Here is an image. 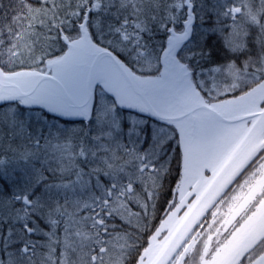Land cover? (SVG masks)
I'll list each match as a JSON object with an SVG mask.
<instances>
[{
    "label": "snow or ice",
    "instance_id": "obj_1",
    "mask_svg": "<svg viewBox=\"0 0 264 264\" xmlns=\"http://www.w3.org/2000/svg\"><path fill=\"white\" fill-rule=\"evenodd\" d=\"M0 264H264V0H0Z\"/></svg>",
    "mask_w": 264,
    "mask_h": 264
},
{
    "label": "water",
    "instance_id": "obj_2",
    "mask_svg": "<svg viewBox=\"0 0 264 264\" xmlns=\"http://www.w3.org/2000/svg\"><path fill=\"white\" fill-rule=\"evenodd\" d=\"M211 176H212V173L208 176V178L209 179H211ZM191 201H194V197H193V199L191 200ZM184 211H186V209L184 210ZM183 211V212H184ZM183 217V213L179 216V218L169 227V228H171L173 231H177V230H179L180 228H182V220H181V218ZM169 230V229H168ZM168 230H167V232L164 234V236L162 237V239L158 242V243H156L155 245H157V246H159V247H164V246H166L165 245V237L168 235Z\"/></svg>",
    "mask_w": 264,
    "mask_h": 264
},
{
    "label": "trees",
    "instance_id": "obj_3",
    "mask_svg": "<svg viewBox=\"0 0 264 264\" xmlns=\"http://www.w3.org/2000/svg\"><path fill=\"white\" fill-rule=\"evenodd\" d=\"M217 55H218L219 57L222 58V57L225 55V53H224L223 51H219V52L217 53ZM161 215H163V214H161ZM154 223H155L157 226H159L160 221H159V220H156V221H154ZM163 231H164V227H163V229L161 230L160 234L156 237V239H155L154 241H152V243H153V242H156L158 239L161 238V236H162V234H163ZM153 234H154V233H153ZM142 239H148V237H143Z\"/></svg>",
    "mask_w": 264,
    "mask_h": 264
},
{
    "label": "rangeland",
    "instance_id": "obj_4",
    "mask_svg": "<svg viewBox=\"0 0 264 264\" xmlns=\"http://www.w3.org/2000/svg\"><path fill=\"white\" fill-rule=\"evenodd\" d=\"M208 172H211V171H210V170L206 171V172H205V176L207 175ZM206 177H207V176H206ZM186 196H188V195H186Z\"/></svg>",
    "mask_w": 264,
    "mask_h": 264
}]
</instances>
